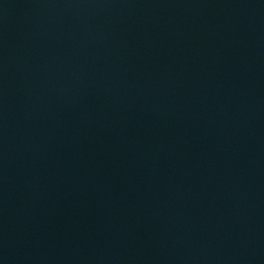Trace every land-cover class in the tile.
<instances>
[{
	"label": "water",
	"instance_id": "95a60500",
	"mask_svg": "<svg viewBox=\"0 0 264 264\" xmlns=\"http://www.w3.org/2000/svg\"><path fill=\"white\" fill-rule=\"evenodd\" d=\"M0 264H264V0H0Z\"/></svg>",
	"mask_w": 264,
	"mask_h": 264
}]
</instances>
